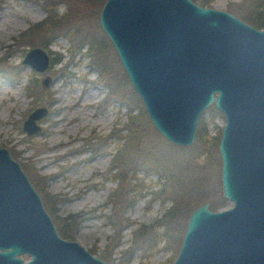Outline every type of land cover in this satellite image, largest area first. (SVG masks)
<instances>
[{"label": "rangeland", "instance_id": "1", "mask_svg": "<svg viewBox=\"0 0 264 264\" xmlns=\"http://www.w3.org/2000/svg\"><path fill=\"white\" fill-rule=\"evenodd\" d=\"M53 1L58 14L67 9L64 0ZM104 3H78L66 25L27 46L19 35L45 19L44 0H0V147L21 165L54 218L73 230L70 240L106 264H170L192 211L224 198L218 145L200 158L205 145L166 140L145 108L134 123L128 120L129 107L138 112L143 103L100 26ZM255 3L209 0L208 7L245 19L254 16ZM32 47L49 53L46 72L21 64ZM41 106L48 114L29 137L22 124ZM206 110L200 118H208L206 130L216 136L225 120ZM224 199L222 207L232 205ZM172 203L181 208L166 227L171 245L156 221Z\"/></svg>", "mask_w": 264, "mask_h": 264}, {"label": "water", "instance_id": "2", "mask_svg": "<svg viewBox=\"0 0 264 264\" xmlns=\"http://www.w3.org/2000/svg\"><path fill=\"white\" fill-rule=\"evenodd\" d=\"M99 23L166 140L192 144L198 119L212 104L225 117L218 146L221 184L233 206L194 209L171 264H264V31L193 0H106ZM50 62L42 47L29 48L21 59L38 73ZM49 82L46 76L43 85ZM47 114V107L35 108L22 131L29 137L39 132L38 121ZM27 252V262L16 257ZM0 264H105L59 236L38 192L4 147Z\"/></svg>", "mask_w": 264, "mask_h": 264}, {"label": "trees", "instance_id": "3", "mask_svg": "<svg viewBox=\"0 0 264 264\" xmlns=\"http://www.w3.org/2000/svg\"><path fill=\"white\" fill-rule=\"evenodd\" d=\"M64 1L66 4H68L67 9L62 14H58L57 12H55L54 10L51 9L52 5L56 4L57 2H55L53 0H44L43 7L45 8V10L47 12L46 17H45V19L34 24L31 28H29L26 31H23L19 35V38L24 41V45L33 46L32 44H34V42L36 41L35 37L36 38H42L43 36L47 35L51 29H56L62 25H66L67 22L69 21L70 14L72 13L73 9L75 10V7L78 3L83 2V3H85V6H90L92 4L101 5L106 0H69V1L64 0ZM197 4H199V3H197ZM199 5L203 6V7H208L209 0H204V1L201 0V3ZM252 12H255V13L253 14L254 15L253 20L250 18L252 16L249 17L251 22L255 23V26L259 27V28L264 26V0H256L255 7H254V10ZM37 44H40L42 47H45L44 41H37ZM96 48L98 49L99 47L96 46ZM138 100L141 101L140 98H138ZM143 106L144 105H141L138 112L135 109H133L132 107H129V109H128L129 110V112H128L129 119L128 120L130 122H132L133 119H135L137 117L139 118L140 114H142V115L145 114V110H144ZM207 110L211 114V116L216 115V114H220L222 116V114L213 105L209 106ZM207 120H208V118H205V117L200 118L199 117L198 122H197V129H196V134H195V140H196L195 143L197 145H205V146H203L202 150L198 154L200 158L206 157V153L208 154V157H209L210 156V154H209L210 148H212V147L215 151L217 150V145L219 144L221 131H222V128H221L216 136H209V133L206 130V126H205V122ZM133 123H134V121H133ZM137 128H139V127H137ZM187 149H189V148H187ZM208 157H206V158H208ZM110 200L112 202L116 203L118 201V196L116 194H114V195L110 196ZM43 203H44L45 208L47 209L48 213L50 214V216L53 217V221L55 223V226H56V229H57L59 235L61 237H63L64 239H70L73 236V234H72L73 230H69L68 224L58 222L54 218L53 213L49 210V208L47 207L45 202H43ZM225 203H226V200L224 198H221V200L218 203H215L211 206V210H218L219 208H222V206H224ZM191 205H193V204H191ZM180 208H181V206L174 205L172 203V206L169 209H167L165 215L163 214V216L156 221V225L158 224L157 225L158 227H163V232L160 233L161 234L160 236L166 238L168 243L171 245L174 242V238H173L171 232H169L170 230L169 229L166 230V227H170V225L174 221V220L170 221L173 218V217L171 218V214L176 215ZM183 208H186V207H183ZM160 222H162V223H160ZM167 232H168V236L166 234ZM184 233H185V230L182 233V237L179 238V240H178V245H177L178 251H176L177 254L179 252ZM174 248L175 247L173 246V249Z\"/></svg>", "mask_w": 264, "mask_h": 264}, {"label": "flooded vegetation", "instance_id": "4", "mask_svg": "<svg viewBox=\"0 0 264 264\" xmlns=\"http://www.w3.org/2000/svg\"><path fill=\"white\" fill-rule=\"evenodd\" d=\"M229 13V12H228ZM231 14V13H230ZM233 15V14H232ZM234 16V15H233ZM236 17V16H235ZM236 18H238V17H236ZM238 19H240V18H238ZM251 19L253 20V17H251ZM241 21H243L244 23H246V24H248V25H250L251 27H253V28H255V29H257V30H262V31H264V26H262V27H256L255 26V23H253V22H251V20H250V18L248 17V18H245V19H243V18H241L240 19ZM50 67V66H49ZM49 69V68H48ZM47 69V70H48ZM46 70V71H47ZM45 71V72H46ZM41 83H42V86L44 87V88H46V86L45 85H43V79L41 80ZM218 95V93H215V96H217ZM215 108H216V106L214 105V104H212ZM212 105H210V106H212ZM208 108V107H207ZM206 108V109H207ZM257 108H259V107H257ZM205 109V110H206ZM217 109V108H216ZM204 110V111H205ZM218 110V109H217ZM203 111V112H204ZM221 114H222V116H223V118H224V120H225V117H224V114L220 111V110H218ZM202 112V113H203ZM47 116V115H46ZM45 116V117H46ZM44 118V117H43ZM42 120V119H41ZM224 125H225V123H224ZM224 125L222 126V131H223V127H224ZM222 131H221V136H222ZM221 136H220V139H221ZM219 143H220V140H219ZM218 146H219V144H218ZM5 148V147H4ZM218 151H219V149H218ZM219 155H220V153H219ZM221 158V157H220ZM221 165H222V161H221ZM32 184V183H31ZM33 185V184H32ZM222 185V184H221ZM34 186V185H33ZM35 188V187H34ZM36 190V189H35ZM37 191V190H36ZM39 194V193H38ZM40 196V195H39ZM41 198V197H40ZM42 200V199H41ZM43 203V202H42ZM43 206H44V204H43ZM233 206V204L231 205V206H228V205H226L225 207H222L221 209H219V210H223V209H228V208H231ZM44 208H45V206H44ZM211 210V209H210ZM45 211L48 213V211H47V209L45 208ZM213 211H218V210H213ZM49 214V213H48ZM49 216H50V214H49ZM51 217V216H50ZM51 219H52V221H53V218L51 217ZM53 223H54V221H53ZM54 225H55V223H54ZM55 228H56V226H55ZM56 231H57V229H56ZM57 233H58V231H57ZM59 234V233H58ZM185 234V233H184ZM60 236V235H59ZM61 237V236H60ZM73 237V236H72ZM63 240H66V241H72V240H70V239H64L63 237H61ZM183 240V239H182ZM72 242H76V241H72ZM78 243V242H77ZM79 244V243H78ZM181 244H182V242H181ZM80 245V244H79ZM83 247V246H82ZM84 248V247H83ZM180 248H181V246H180ZM85 249V248H84ZM86 250V249H85ZM87 251V250H86ZM179 251H180V249H179ZM87 252H89V251H87ZM90 253V252H89ZM92 256H94V257H97V256H95V255H93L92 253H90ZM178 254H179V252H178ZM178 254H177V256H178ZM22 256H27L28 258L27 259H24ZM177 256H176V258H177ZM16 257H18V258H20V259H22L24 262H27V261H29V260H31L32 259V256L30 255V253H22V254H18V255H16ZM97 258H99V257H97ZM175 258V259H176ZM99 259H101V258H99ZM105 264H106V262L103 260V259H101ZM174 262V261H173ZM172 262V263H173ZM171 264V263H170Z\"/></svg>", "mask_w": 264, "mask_h": 264}, {"label": "bare ground", "instance_id": "5", "mask_svg": "<svg viewBox=\"0 0 264 264\" xmlns=\"http://www.w3.org/2000/svg\"><path fill=\"white\" fill-rule=\"evenodd\" d=\"M5 21V20H4ZM4 25V24H3Z\"/></svg>", "mask_w": 264, "mask_h": 264}]
</instances>
